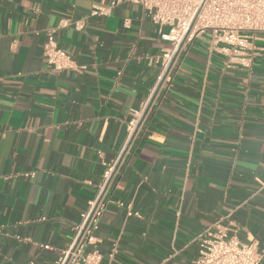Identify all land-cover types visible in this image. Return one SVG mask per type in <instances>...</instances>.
Segmentation results:
<instances>
[{
    "label": "crops",
    "instance_id": "0c3cea01",
    "mask_svg": "<svg viewBox=\"0 0 264 264\" xmlns=\"http://www.w3.org/2000/svg\"><path fill=\"white\" fill-rule=\"evenodd\" d=\"M61 21L54 40L76 68L58 73L43 46ZM161 34L127 2L0 0V264H54L69 246L87 183L158 79ZM208 44L193 42L149 105L95 232L101 264H190L217 221L264 248V53L225 69Z\"/></svg>",
    "mask_w": 264,
    "mask_h": 264
},
{
    "label": "built area",
    "instance_id": "2783aa9c",
    "mask_svg": "<svg viewBox=\"0 0 264 264\" xmlns=\"http://www.w3.org/2000/svg\"><path fill=\"white\" fill-rule=\"evenodd\" d=\"M121 2L139 5L169 45L156 59L159 75L147 101L134 111L126 124V137L120 152L113 161L102 164L104 169L98 184L87 183L93 187L94 196L73 225L69 246L54 264H101L95 232L107 209L109 190L142 130L151 101L168 84L177 62L193 42L209 35L208 52L222 57L225 69H250L254 59L264 53V48L257 45L264 44V0H117ZM106 12V9L94 7L90 16L106 15ZM69 25L61 21L46 30L43 57L58 73L76 68L74 59L54 40L55 32ZM127 25L126 21L125 27ZM72 26L78 32L84 29L82 21ZM118 206L123 207V204ZM132 216L139 217L126 207V218ZM194 243L196 258L190 264H261L264 259V248L258 242H241L229 235L228 228L220 221L198 233ZM42 248L47 250L49 246ZM116 251L114 245L110 258Z\"/></svg>",
    "mask_w": 264,
    "mask_h": 264
}]
</instances>
